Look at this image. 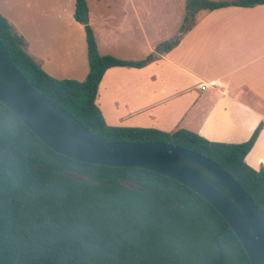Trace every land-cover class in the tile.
Segmentation results:
<instances>
[{
    "label": "trees",
    "instance_id": "obj_1",
    "mask_svg": "<svg viewBox=\"0 0 264 264\" xmlns=\"http://www.w3.org/2000/svg\"><path fill=\"white\" fill-rule=\"evenodd\" d=\"M264 0H186L184 22L201 9L253 7ZM86 0H75L83 23ZM190 26L182 25L180 32ZM84 80L47 74L23 49L0 14V41L19 71L46 99L99 138L163 141L216 162L248 193L264 218V167L244 158L264 121L245 141H209L187 130L106 124L95 104L99 82L113 66L142 67L171 48L165 42L141 60L101 55L84 24ZM0 264H251L219 212L186 185L140 167L81 162L57 153L0 102Z\"/></svg>",
    "mask_w": 264,
    "mask_h": 264
},
{
    "label": "crops",
    "instance_id": "obj_2",
    "mask_svg": "<svg viewBox=\"0 0 264 264\" xmlns=\"http://www.w3.org/2000/svg\"><path fill=\"white\" fill-rule=\"evenodd\" d=\"M74 1L0 0V14L47 74L81 81L88 62ZM125 2L117 10L87 5L99 54L137 61L165 42L173 44L145 66H113L104 72L95 104L106 124L183 128L217 142L247 140L264 121V37L250 32L261 23L252 17L263 12L264 4L201 9L179 32L177 21L171 30L151 22L144 0ZM211 81L218 86L200 88ZM244 160L254 169L264 167V125Z\"/></svg>",
    "mask_w": 264,
    "mask_h": 264
},
{
    "label": "water",
    "instance_id": "obj_3",
    "mask_svg": "<svg viewBox=\"0 0 264 264\" xmlns=\"http://www.w3.org/2000/svg\"><path fill=\"white\" fill-rule=\"evenodd\" d=\"M87 12L83 23L88 24ZM0 102L41 141L71 159L114 167H140L194 190L229 224L251 264H264V218L241 185L211 159L163 141L99 138L46 99L19 71L0 41Z\"/></svg>",
    "mask_w": 264,
    "mask_h": 264
},
{
    "label": "rangeland",
    "instance_id": "obj_4",
    "mask_svg": "<svg viewBox=\"0 0 264 264\" xmlns=\"http://www.w3.org/2000/svg\"><path fill=\"white\" fill-rule=\"evenodd\" d=\"M137 1L138 0H135V2ZM144 1L146 3L147 9H149V11H152L151 22H154V23L156 21L161 22L168 30H171L169 28L173 25L174 21H177L176 24H174V26L179 31L182 25L187 26L191 24L195 18V17L192 18L191 16H189L188 21L184 22V17L186 14V7H185L186 0H144ZM86 2H87V5L92 10H97V11L99 10L102 11L105 8L117 10L119 9L118 7L120 5L126 3L125 0H86ZM116 14H118V12H116ZM252 18L255 20L261 21V23H259V25H257L254 30L250 31L251 34L254 35L255 37H264V10L263 12H259V14H256V16ZM147 20H150V19L147 18ZM82 24L84 26V23Z\"/></svg>",
    "mask_w": 264,
    "mask_h": 264
},
{
    "label": "built area",
    "instance_id": "obj_5",
    "mask_svg": "<svg viewBox=\"0 0 264 264\" xmlns=\"http://www.w3.org/2000/svg\"><path fill=\"white\" fill-rule=\"evenodd\" d=\"M209 85H212V86H218V84H216L214 81H211V82L206 83V84H201V85H200V88L203 90V89H205L206 87H208Z\"/></svg>",
    "mask_w": 264,
    "mask_h": 264
}]
</instances>
